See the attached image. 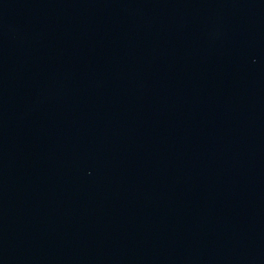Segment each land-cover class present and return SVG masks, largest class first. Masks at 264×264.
<instances>
[{
	"label": "water",
	"instance_id": "obj_1",
	"mask_svg": "<svg viewBox=\"0 0 264 264\" xmlns=\"http://www.w3.org/2000/svg\"><path fill=\"white\" fill-rule=\"evenodd\" d=\"M0 264H264V0H0Z\"/></svg>",
	"mask_w": 264,
	"mask_h": 264
}]
</instances>
